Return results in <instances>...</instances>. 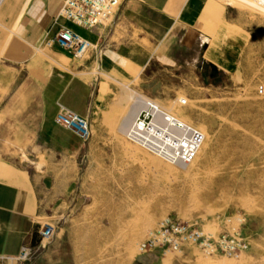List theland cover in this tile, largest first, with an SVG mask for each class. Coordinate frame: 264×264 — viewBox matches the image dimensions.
I'll list each match as a JSON object with an SVG mask.
<instances>
[{
  "label": "rangeland",
  "instance_id": "rangeland-1",
  "mask_svg": "<svg viewBox=\"0 0 264 264\" xmlns=\"http://www.w3.org/2000/svg\"><path fill=\"white\" fill-rule=\"evenodd\" d=\"M215 1L234 10L244 34L230 24L219 41L211 32L207 58L218 64L228 59L229 73L152 67L153 89H170L152 99L206 133L209 151L187 171L130 142L120 123L131 109L132 91L121 87L91 127L95 135L112 136L109 156L83 165L72 204L47 221L55 247L48 250L50 241L43 242L46 257L33 247L20 264H264V1ZM229 39L241 44L230 46ZM216 43L219 59L213 56ZM236 214L244 217L240 233L249 243L240 259L206 256L193 244L165 254L138 250L146 232L166 216L210 226Z\"/></svg>",
  "mask_w": 264,
  "mask_h": 264
},
{
  "label": "crops",
  "instance_id": "crops-1",
  "mask_svg": "<svg viewBox=\"0 0 264 264\" xmlns=\"http://www.w3.org/2000/svg\"><path fill=\"white\" fill-rule=\"evenodd\" d=\"M61 1L0 0V264L13 262L25 244L43 251L40 225L68 210L83 165L109 156L112 136L95 135L91 127L121 87L132 91V101L138 91L151 98L167 93L168 85L152 87L155 64L229 73L228 59L207 58L211 32L219 41L230 24L243 34L234 10L215 0H121L114 19L92 29L57 16ZM59 25L93 47L80 59L45 47ZM240 44L229 39L230 46ZM220 46L213 51L218 59ZM59 102L88 119L89 139L55 123ZM55 243L56 237L48 250Z\"/></svg>",
  "mask_w": 264,
  "mask_h": 264
},
{
  "label": "built area",
  "instance_id": "built-area-1",
  "mask_svg": "<svg viewBox=\"0 0 264 264\" xmlns=\"http://www.w3.org/2000/svg\"><path fill=\"white\" fill-rule=\"evenodd\" d=\"M120 5L121 0H62L57 16L84 29H92L110 23ZM53 45L67 51L75 59L82 58L93 47L89 40L64 25H59L54 37L45 41V47ZM186 101V98L178 99L182 105ZM57 106L55 123L83 140L89 139L91 129L87 118L60 102ZM122 132L130 142L178 166L191 163L204 141V134L197 127L171 113L154 99L138 93L133 98L130 121ZM243 222L241 214L226 216L220 223L210 226L193 219L166 216L146 232L138 250L141 253L162 250L165 254L193 244L206 256L220 255L237 260L249 249V243L240 233ZM52 235L51 223L40 225V243L49 242ZM32 250L31 244L23 245L18 257L6 264H20Z\"/></svg>",
  "mask_w": 264,
  "mask_h": 264
},
{
  "label": "bare ground",
  "instance_id": "bare-ground-1",
  "mask_svg": "<svg viewBox=\"0 0 264 264\" xmlns=\"http://www.w3.org/2000/svg\"><path fill=\"white\" fill-rule=\"evenodd\" d=\"M26 5V4H25ZM126 95V94H125ZM126 97V96H125ZM127 97H128V95H127ZM131 97V96H130ZM133 102V101H132ZM131 107H132V104H131ZM168 111H169V109H168ZM173 114H175L176 116H179V114H177V113H173ZM130 118H131V109L128 111V113L123 117V119H122V121H121V123H120V129L121 130H123V129H125L126 127H127V125H128V123H129V121H130ZM204 134V133H203ZM210 142H212V139H210V138H208L207 137V135H206V133L204 134V141H203V143H202V145H201V147H200V149H199V151H198V154H197V156H196V158L191 162V163H189L188 165H186L187 166V168H188V170L187 171H190L191 170V168L193 167V165H194V163L197 161V159L199 158V156L203 153V154H206L208 151H209V144H210ZM183 167V166H182ZM149 221V220H148ZM147 221V222H148ZM148 224H149V222H148ZM208 264V263H207Z\"/></svg>",
  "mask_w": 264,
  "mask_h": 264
}]
</instances>
